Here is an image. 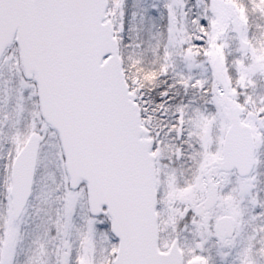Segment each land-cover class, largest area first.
Listing matches in <instances>:
<instances>
[{
	"label": "snow or ice",
	"instance_id": "1",
	"mask_svg": "<svg viewBox=\"0 0 264 264\" xmlns=\"http://www.w3.org/2000/svg\"><path fill=\"white\" fill-rule=\"evenodd\" d=\"M0 264H264V0H0Z\"/></svg>",
	"mask_w": 264,
	"mask_h": 264
}]
</instances>
